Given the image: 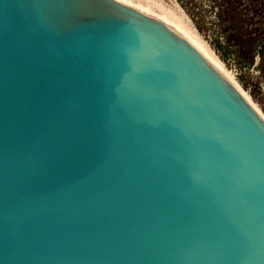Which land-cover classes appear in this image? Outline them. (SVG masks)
I'll return each instance as SVG.
<instances>
[{
  "label": "water",
  "instance_id": "obj_1",
  "mask_svg": "<svg viewBox=\"0 0 264 264\" xmlns=\"http://www.w3.org/2000/svg\"><path fill=\"white\" fill-rule=\"evenodd\" d=\"M0 264H264V120L140 0H0Z\"/></svg>",
  "mask_w": 264,
  "mask_h": 264
},
{
  "label": "rangeland",
  "instance_id": "obj_2",
  "mask_svg": "<svg viewBox=\"0 0 264 264\" xmlns=\"http://www.w3.org/2000/svg\"><path fill=\"white\" fill-rule=\"evenodd\" d=\"M140 1L206 49L264 120V0Z\"/></svg>",
  "mask_w": 264,
  "mask_h": 264
},
{
  "label": "flooded vegetation",
  "instance_id": "obj_3",
  "mask_svg": "<svg viewBox=\"0 0 264 264\" xmlns=\"http://www.w3.org/2000/svg\"><path fill=\"white\" fill-rule=\"evenodd\" d=\"M264 55V40H263V43H262V45H261V49H260V51H259V56H263Z\"/></svg>",
  "mask_w": 264,
  "mask_h": 264
},
{
  "label": "trees",
  "instance_id": "obj_4",
  "mask_svg": "<svg viewBox=\"0 0 264 264\" xmlns=\"http://www.w3.org/2000/svg\"><path fill=\"white\" fill-rule=\"evenodd\" d=\"M212 47H213L214 50L217 51V52H219V50H220V48H221L218 44L216 45L215 43H213Z\"/></svg>",
  "mask_w": 264,
  "mask_h": 264
},
{
  "label": "bare ground",
  "instance_id": "obj_5",
  "mask_svg": "<svg viewBox=\"0 0 264 264\" xmlns=\"http://www.w3.org/2000/svg\"><path fill=\"white\" fill-rule=\"evenodd\" d=\"M196 41V40H195ZM197 42V41H196ZM203 48V47H202ZM204 49V48H203ZM209 55H210V53L206 50V49H204ZM211 56V55H210ZM246 99V98H245ZM247 100V99H246ZM251 105V104H250Z\"/></svg>",
  "mask_w": 264,
  "mask_h": 264
}]
</instances>
